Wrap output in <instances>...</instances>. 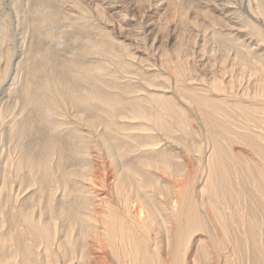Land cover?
Segmentation results:
<instances>
[{"label":"bare ground","instance_id":"1","mask_svg":"<svg viewBox=\"0 0 264 264\" xmlns=\"http://www.w3.org/2000/svg\"><path fill=\"white\" fill-rule=\"evenodd\" d=\"M26 1L0 0V264H264V0H198L219 18L171 56Z\"/></svg>","mask_w":264,"mask_h":264},{"label":"rangeland","instance_id":"2","mask_svg":"<svg viewBox=\"0 0 264 264\" xmlns=\"http://www.w3.org/2000/svg\"><path fill=\"white\" fill-rule=\"evenodd\" d=\"M57 1L62 2L61 7L68 5L72 10L74 7V9H76L78 12H82L83 10L84 14L85 11H87L86 14H90L91 17H101L102 20L108 22V25L110 26L109 28L113 29L114 31L115 29L117 30L119 28L122 30L124 27L123 31H125V33L127 32L128 35H131V33L133 35V33L144 31L145 27L150 24L148 27L154 26L158 30V32L155 33V41L157 43L158 40L159 42H163L162 44H165V50L170 56L171 47H175L178 43V40L184 39L181 42V50L186 52H190L195 44L197 45L194 48H196L198 44L202 42L201 36H197V34L191 30V26H188L187 22L199 23L204 22L205 20L212 22L214 18H219L220 14L209 6H203L199 4L198 0H177L176 6H173L165 13H160V15L154 7L156 0H56V2ZM167 1L171 3L172 0ZM19 2L21 9L18 10V14H20V17L24 18L29 16L28 14L31 12V7L26 5L27 1L19 0ZM58 2L57 4H59ZM73 4L76 5L73 6ZM22 9L24 10L22 11ZM64 11L62 9L63 13ZM23 12L24 14L22 15ZM120 17L123 18V20ZM114 31L112 32L111 30L113 34L115 33ZM150 44L151 41L142 46V49L145 53L150 52V48L145 47L147 45L149 46ZM12 49L14 50L15 47H11V50ZM218 57L222 56L218 55ZM189 59H192L191 63L194 65L197 71H199V73L203 72V74H205L206 71L211 67L213 68L216 66V60L213 61L212 59H205L203 61L201 60L200 63L192 55H188L183 60ZM199 65H201V68Z\"/></svg>","mask_w":264,"mask_h":264}]
</instances>
